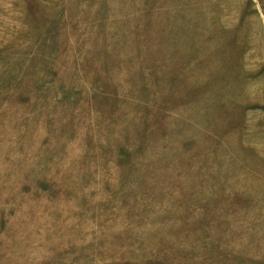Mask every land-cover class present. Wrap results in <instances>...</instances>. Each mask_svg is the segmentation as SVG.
Returning <instances> with one entry per match:
<instances>
[{"label": "rangeland", "instance_id": "374dc122", "mask_svg": "<svg viewBox=\"0 0 264 264\" xmlns=\"http://www.w3.org/2000/svg\"><path fill=\"white\" fill-rule=\"evenodd\" d=\"M0 264H264V0H0Z\"/></svg>", "mask_w": 264, "mask_h": 264}]
</instances>
